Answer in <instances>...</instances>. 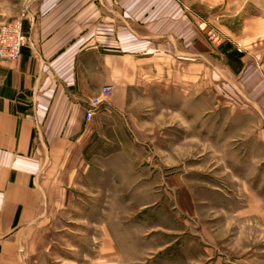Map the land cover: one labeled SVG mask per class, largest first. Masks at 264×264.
I'll use <instances>...</instances> for the list:
<instances>
[{"label": "rangeland", "instance_id": "obj_1", "mask_svg": "<svg viewBox=\"0 0 264 264\" xmlns=\"http://www.w3.org/2000/svg\"><path fill=\"white\" fill-rule=\"evenodd\" d=\"M173 1L195 55L129 90L119 141L93 140L138 182L75 177L44 264H264V0Z\"/></svg>", "mask_w": 264, "mask_h": 264}, {"label": "crops", "instance_id": "obj_2", "mask_svg": "<svg viewBox=\"0 0 264 264\" xmlns=\"http://www.w3.org/2000/svg\"><path fill=\"white\" fill-rule=\"evenodd\" d=\"M179 6L173 0H0V25L24 14L27 37L18 61L0 62V264L48 261L51 222L60 202L74 200L75 177L85 186L83 178L96 168L117 185L124 167L131 170L124 173L129 184L138 182L129 162L110 148L93 150V140L119 141L129 90L150 74L169 72L171 63L179 71V61L195 55L198 38ZM171 18L178 21L174 34ZM106 85L113 86L111 95L87 120L89 102ZM108 197L122 199V190ZM110 238L120 255L118 238Z\"/></svg>", "mask_w": 264, "mask_h": 264}, {"label": "built area", "instance_id": "obj_3", "mask_svg": "<svg viewBox=\"0 0 264 264\" xmlns=\"http://www.w3.org/2000/svg\"><path fill=\"white\" fill-rule=\"evenodd\" d=\"M24 14L0 25V62L18 61L22 49L27 44V37L23 30ZM113 91L112 85H106L101 90L100 96L89 102L86 110V119L91 120L93 114L101 109L102 104L109 98Z\"/></svg>", "mask_w": 264, "mask_h": 264}, {"label": "trees", "instance_id": "obj_4", "mask_svg": "<svg viewBox=\"0 0 264 264\" xmlns=\"http://www.w3.org/2000/svg\"><path fill=\"white\" fill-rule=\"evenodd\" d=\"M227 47H228V49L232 48L231 45H227ZM228 49H226L225 51H227ZM232 55L237 56V59H240L243 56V54L241 52H238L236 49H233L231 51V53L229 54V58H230V56L232 57Z\"/></svg>", "mask_w": 264, "mask_h": 264}]
</instances>
